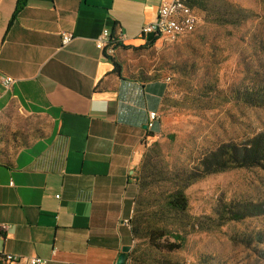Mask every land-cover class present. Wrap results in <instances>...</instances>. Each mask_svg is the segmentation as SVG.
Returning a JSON list of instances; mask_svg holds the SVG:
<instances>
[{"label": "crops", "instance_id": "crops-1", "mask_svg": "<svg viewBox=\"0 0 264 264\" xmlns=\"http://www.w3.org/2000/svg\"><path fill=\"white\" fill-rule=\"evenodd\" d=\"M17 2L0 0V252L117 264L135 243L139 160L164 140L147 125L168 80L130 74L126 57L149 43L161 0H27L13 20ZM106 28L125 35L111 56L96 48Z\"/></svg>", "mask_w": 264, "mask_h": 264}, {"label": "rangeland", "instance_id": "rangeland-1", "mask_svg": "<svg viewBox=\"0 0 264 264\" xmlns=\"http://www.w3.org/2000/svg\"><path fill=\"white\" fill-rule=\"evenodd\" d=\"M197 13L193 34L164 37L126 54L130 74L168 80L159 120L164 140L144 148L137 170L144 190L135 208L147 214L210 152L264 139V0H209L207 11ZM22 145L16 142L13 150ZM259 161L188 186L186 216L168 217L186 227L184 247L161 256L151 252V258L264 264V158ZM142 244L136 241L131 252Z\"/></svg>", "mask_w": 264, "mask_h": 264}, {"label": "trees", "instance_id": "trees-1", "mask_svg": "<svg viewBox=\"0 0 264 264\" xmlns=\"http://www.w3.org/2000/svg\"><path fill=\"white\" fill-rule=\"evenodd\" d=\"M27 0H18L13 20L26 6ZM209 0H189V5L193 8L206 12ZM153 40L146 45L151 46L156 43ZM124 41L117 42L116 46H121ZM145 47V46H144ZM112 55V54H111ZM110 55V56H111ZM117 72L120 74L121 66L116 64ZM156 147L159 145L155 143ZM230 153L221 148L207 154L200 163L191 171L183 174L179 179L180 184L175 186L163 199L156 210L147 214L142 209L135 208L134 216L131 220V229L134 242L139 241L144 244L136 247L128 253V264H169L161 260L151 258V252L170 254L181 250L186 242V227L175 222H170L168 217H185L189 202L185 194L188 186L195 181L208 175L224 172L229 169L248 168L260 164V159L264 158V139H255L250 146L237 148L229 146ZM224 151V154L221 152ZM197 173V177L193 175ZM139 193L144 187L139 182ZM136 212V213H135ZM143 246L145 248H143Z\"/></svg>", "mask_w": 264, "mask_h": 264}, {"label": "built area", "instance_id": "built-area-1", "mask_svg": "<svg viewBox=\"0 0 264 264\" xmlns=\"http://www.w3.org/2000/svg\"><path fill=\"white\" fill-rule=\"evenodd\" d=\"M199 18L195 8L189 5V0H161L156 19L145 25L141 30V36L153 40L167 38L175 41L179 38L193 34L198 26ZM74 36L70 33L62 34L63 46L68 45ZM113 39H125L123 31L118 28L112 32L110 29H104L96 40V48L106 54L114 55L119 46H113ZM15 80L9 76L2 77V84L5 90L11 89ZM159 121V115L156 112L149 113L148 131H153L156 123ZM59 199L60 196H57ZM8 229L3 225L0 231ZM55 254V251H53ZM48 259L43 258H23L14 254L0 252V264H47Z\"/></svg>", "mask_w": 264, "mask_h": 264}, {"label": "water", "instance_id": "water-1", "mask_svg": "<svg viewBox=\"0 0 264 264\" xmlns=\"http://www.w3.org/2000/svg\"><path fill=\"white\" fill-rule=\"evenodd\" d=\"M132 250L131 246H126L122 249V254L120 255L117 264H125L126 263V258L128 253H130Z\"/></svg>", "mask_w": 264, "mask_h": 264}, {"label": "bare ground", "instance_id": "bare-ground-1", "mask_svg": "<svg viewBox=\"0 0 264 264\" xmlns=\"http://www.w3.org/2000/svg\"><path fill=\"white\" fill-rule=\"evenodd\" d=\"M125 39H113V46H116L117 42L124 41ZM110 55V54H109Z\"/></svg>", "mask_w": 264, "mask_h": 264}]
</instances>
